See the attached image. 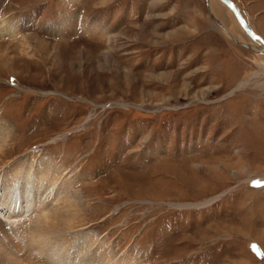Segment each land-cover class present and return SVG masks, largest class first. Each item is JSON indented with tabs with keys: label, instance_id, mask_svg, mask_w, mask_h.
Listing matches in <instances>:
<instances>
[{
	"label": "rangeland",
	"instance_id": "1",
	"mask_svg": "<svg viewBox=\"0 0 264 264\" xmlns=\"http://www.w3.org/2000/svg\"><path fill=\"white\" fill-rule=\"evenodd\" d=\"M230 1L264 40V0ZM5 18L1 253L46 261V163L73 240L119 262L264 264V54L220 0H0Z\"/></svg>",
	"mask_w": 264,
	"mask_h": 264
},
{
	"label": "bare ground",
	"instance_id": "2",
	"mask_svg": "<svg viewBox=\"0 0 264 264\" xmlns=\"http://www.w3.org/2000/svg\"><path fill=\"white\" fill-rule=\"evenodd\" d=\"M240 17L242 18V20L246 24V26L249 29H251L249 27V25L247 24V22L244 21L241 13H240ZM7 21L8 20L6 18L0 20V34L9 33L11 35L12 34L14 35L17 32L19 25L17 23L9 24V22H7ZM236 21H237V19H236ZM237 23H238V21H237ZM238 25H239V23H238ZM88 27L90 28L93 26L88 24ZM256 35H258V34H256ZM259 37L261 38V36H259ZM110 38H112V36H110ZM252 40L255 44L258 45L259 50L264 54V46L259 41L255 40V39H252ZM27 49H29L28 46H27ZM251 49H254V48L252 47ZM245 84L246 83H241L236 89L238 90L239 88H242L243 86H245ZM7 131H9L7 126L0 124V152L3 148V147H1L3 139H6L8 133H9ZM58 141L64 142L65 141V135L56 136L55 138L51 139L50 143L52 144V143H56ZM42 165H43V166H41L42 170H39V175H37V176H39L41 178L42 184H44L46 181H48L46 183H49V189L52 190V192L50 195H48L50 197V199H48V201L46 200V203L49 202L46 205L47 209L43 210L47 214L44 216L42 215L43 216L42 218H38V220L35 221L34 225L30 229V235H28L30 237L32 235V238L35 237L36 239L43 240V242H41L43 244L40 243V245L42 246L41 248L42 249L45 248L46 250L48 249V252H44V254L46 255V261H43L44 259H42L41 262L40 261H39V263L36 262V264H124V262L118 261V259L112 254V251L110 250L109 247H105L104 245H101V243H98V244H94V242L90 243V241H92V240H90L88 242L87 239L79 241L80 243L77 242V240H75V241L73 240L72 235L74 232H72V231L75 230V226H74L75 223H74L73 218L76 215L72 214L71 208H72V205L75 201L78 202V198H76V194L73 193L72 191H66L65 193L63 191H61L59 197L57 198L55 196V189L59 187V183H58L59 179L57 180L56 178H54L53 174H51L52 172L50 171L51 168H50L49 164H48V166L46 163H45V165L44 164H42ZM19 181H20V179L18 178L14 184H9L6 188L8 190H10V188L12 186H14L13 192H15L14 196L17 199V203L15 204V209H17L18 211L19 210L21 211L22 210L21 203L25 199V194H23V193L21 194V192H20L21 191V185L19 184ZM9 183H11V182H9ZM35 185L37 186L39 184L36 182ZM46 190H48V189H46ZM61 190H63V189H61ZM8 192H10V191H8ZM55 198H57V200H55ZM217 198L218 197H215V198H212V199H209V200H206L204 202L197 203V204H185V205H179L178 204V205H171V206H174L177 209L206 208V207L210 206ZM46 241H48V242H46ZM53 241H55V242H53ZM58 242H60L62 244V246L59 245L58 246L59 248H57V250L55 251L53 245H55ZM33 243H35V242H33ZM0 244H1V240H0ZM29 245H31V244L29 243ZM29 245H27V247ZM32 245H31V247H32ZM2 247L4 250H6L4 246H0V248H2ZM11 248H12V245H11ZM6 251L4 254L0 252V264H27L28 263L25 260L24 261L26 263L23 260H20V258L18 259L19 256L18 257L16 256L17 257L16 259L14 258L13 260H10L11 258L8 257L9 255H7L9 252L7 253ZM19 252L21 253V251H19ZM22 253H24V252H22ZM88 253H90V254L88 255ZM87 255H88V258H87ZM29 262H30V260H29ZM32 263L30 262V264H32Z\"/></svg>",
	"mask_w": 264,
	"mask_h": 264
},
{
	"label": "water",
	"instance_id": "3",
	"mask_svg": "<svg viewBox=\"0 0 264 264\" xmlns=\"http://www.w3.org/2000/svg\"><path fill=\"white\" fill-rule=\"evenodd\" d=\"M225 4V6L229 9V11L233 14V16L237 19L239 25L243 29V31L247 34V36L251 39H255L259 41L264 46V41L256 35L251 29H249L246 24L243 22L242 18L240 17L239 10L237 7L231 2L230 0H220Z\"/></svg>",
	"mask_w": 264,
	"mask_h": 264
}]
</instances>
